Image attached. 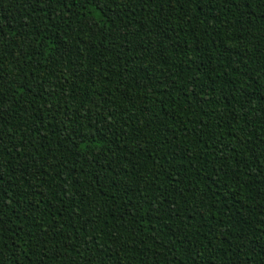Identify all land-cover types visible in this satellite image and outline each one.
<instances>
[{
  "label": "trees",
  "instance_id": "trees-1",
  "mask_svg": "<svg viewBox=\"0 0 264 264\" xmlns=\"http://www.w3.org/2000/svg\"><path fill=\"white\" fill-rule=\"evenodd\" d=\"M0 264H264V0H0Z\"/></svg>",
  "mask_w": 264,
  "mask_h": 264
}]
</instances>
